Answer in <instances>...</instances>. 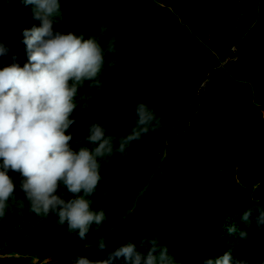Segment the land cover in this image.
<instances>
[{"label": "trees", "instance_id": "obj_1", "mask_svg": "<svg viewBox=\"0 0 264 264\" xmlns=\"http://www.w3.org/2000/svg\"><path fill=\"white\" fill-rule=\"evenodd\" d=\"M59 19L56 31L95 36L105 49L96 77L103 89L85 80L74 98L73 148L97 121L118 147L139 102L162 125L126 154L97 158L101 180L89 199L108 219L93 223L84 240L54 213L31 211L23 177L9 170L16 191L0 218V264H72L79 254L102 260L145 237H157L177 264H214L229 250L231 264H264V228L256 226L264 209V0H61ZM41 24L32 5L0 0V40L8 48L0 70L28 62L24 30ZM113 37L116 51L108 53ZM58 194L73 196L62 182ZM245 228L250 238L241 241ZM101 236L106 251L96 248Z\"/></svg>", "mask_w": 264, "mask_h": 264}, {"label": "clouds", "instance_id": "obj_2", "mask_svg": "<svg viewBox=\"0 0 264 264\" xmlns=\"http://www.w3.org/2000/svg\"><path fill=\"white\" fill-rule=\"evenodd\" d=\"M5 2L12 3V0ZM22 2L33 6L34 18L42 24L24 30L28 62L23 67L13 63L0 70V218L4 217L8 201L16 191L9 170L19 172L23 177L20 188L30 202L31 211L46 216L54 213L59 225L67 224L72 232L78 230L79 238L84 240L93 223L99 228L108 219L103 210L92 208L89 199L101 180L97 158L111 157L114 152L126 154L132 142L149 131L155 132L162 120L146 103L139 102L135 104V126L119 138L118 147L114 144L116 138L107 134V126L97 121L89 125L86 137L75 139L79 147L73 148L74 137L68 130L75 123L71 118L78 106L74 98L85 80L92 81L90 88L103 89L104 85L96 77L105 61V49L95 36L85 39L83 33L65 34L54 29L60 20L61 0ZM7 51L0 40V56ZM106 51H116L115 37L108 41ZM79 107L83 112L88 104ZM112 111L115 113V107ZM61 182L73 194L71 199L58 194ZM18 204L23 208V201ZM254 210L249 207L244 211L242 220L246 225L252 223ZM256 226L264 228V209L256 217ZM249 238L246 228L239 232V240ZM88 247L86 243L85 248ZM96 248L107 250L104 236L99 238ZM121 257L129 264H177L175 255L166 245L161 246L157 237L130 241L108 251L107 258L102 260L79 254L72 264H112ZM231 260L229 250L215 258L214 264H231ZM206 264H213V259H208ZM236 264L249 262L247 258L238 259Z\"/></svg>", "mask_w": 264, "mask_h": 264}]
</instances>
